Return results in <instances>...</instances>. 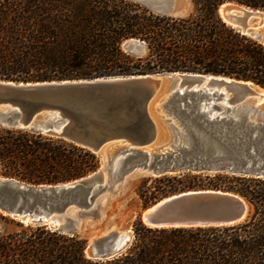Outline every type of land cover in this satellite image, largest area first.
I'll list each match as a JSON object with an SVG mask.
<instances>
[{
  "label": "trees",
  "instance_id": "1",
  "mask_svg": "<svg viewBox=\"0 0 264 264\" xmlns=\"http://www.w3.org/2000/svg\"><path fill=\"white\" fill-rule=\"evenodd\" d=\"M176 18L131 0H0V80L36 83L192 73L250 81L264 89V45L226 24V3L264 11V0H191ZM134 42L139 53L126 47ZM264 126L222 149L255 148ZM96 155L41 133L0 126V179L29 187L57 186L95 173ZM147 207L188 191H221L243 198L247 219L231 227L149 228L140 219L122 253L87 257V243L40 224H21L0 202V264H264V179L232 174L163 176ZM199 189V190H198ZM201 189V190H200ZM5 204L2 202V205ZM59 202H45L51 208ZM24 203L21 210H29Z\"/></svg>",
  "mask_w": 264,
  "mask_h": 264
},
{
  "label": "water",
  "instance_id": "2",
  "mask_svg": "<svg viewBox=\"0 0 264 264\" xmlns=\"http://www.w3.org/2000/svg\"><path fill=\"white\" fill-rule=\"evenodd\" d=\"M136 1L174 14L162 0ZM219 15L264 45V11L226 3ZM126 48L140 52L134 42ZM263 93L250 81L192 73L36 83L0 80V126L64 140L103 155L107 167V174L98 171L57 186L29 187L0 179L1 208L21 224L45 225L73 235L80 230L82 215L94 211L97 191L112 182L123 183L128 176L159 178L191 172L264 179V143L258 152L238 147L225 154L222 149L223 143L246 133L256 135L264 126V110H259ZM226 95L229 99L223 105ZM214 110L217 114L212 117ZM168 131L171 151L159 152L166 145L160 139ZM46 201L61 204L51 208ZM24 203L31 209L21 210ZM248 214L249 205L240 196L205 190L164 198L146 208L140 219L149 228H219L241 224ZM130 240L109 231L92 239L85 253L90 259H108L122 253Z\"/></svg>",
  "mask_w": 264,
  "mask_h": 264
},
{
  "label": "rangeland",
  "instance_id": "3",
  "mask_svg": "<svg viewBox=\"0 0 264 264\" xmlns=\"http://www.w3.org/2000/svg\"><path fill=\"white\" fill-rule=\"evenodd\" d=\"M131 1L138 2L154 12L170 16L168 14L161 13L155 8L148 6L142 2L136 0ZM162 3V5L166 9H169L172 13H174V16L172 15L171 17H187L194 10V5L192 4L191 0H162ZM247 102L252 105L254 104V101L252 100H248ZM259 110H264L263 102L260 104ZM258 120L259 119H257L256 121ZM171 139L172 134L170 133V131H168L163 133L160 140L164 144H168ZM169 146L164 147V149L162 150L164 152L171 151V149H169ZM159 152L162 151L160 150ZM96 156L99 160V168L96 172L101 171L107 174L105 158L103 157V155ZM157 161L158 159H156V162ZM184 174L203 176L215 175L214 173L197 174L191 172H183L180 174L165 176L174 177ZM159 178H155L152 176H128L123 183L115 184L112 182L107 188L98 190L94 201V211L82 215L80 220V230L74 232L73 234L79 235L82 239H84L87 243V246L90 245L92 239L102 237L109 231H116L122 234H127L132 240V226L137 219H140L141 213L156 202L171 196L169 195L167 197L161 198L147 207L143 206V202L140 199V194L145 193L146 191H155L156 187L158 186L156 181ZM75 213L76 211L72 212V214Z\"/></svg>",
  "mask_w": 264,
  "mask_h": 264
},
{
  "label": "bare ground",
  "instance_id": "4",
  "mask_svg": "<svg viewBox=\"0 0 264 264\" xmlns=\"http://www.w3.org/2000/svg\"><path fill=\"white\" fill-rule=\"evenodd\" d=\"M221 12H223V9L221 10ZM263 94H264V93H263ZM227 99H229V96L226 95L225 100L222 102L223 105H226V100H227ZM262 102H264V101H261V103H262ZM208 109H209V108H208ZM215 114H217V111L214 110V111L212 112L211 116L213 117ZM166 146H169V145H168V144L164 145L162 149H164V147H166ZM155 149H157V148H153L152 150H155ZM162 149H160V150H161L162 152H164ZM169 149H171V148L169 147ZM152 150H149L148 153L151 154ZM160 150H158V151H160ZM156 151H157V150H156ZM166 152H168V151H166ZM169 152H170V151H169ZM99 172H101V171H99ZM106 181H107V180L105 179V182H106ZM196 191H197V190H196ZM125 235H127V234H125ZM127 236H128V235H127ZM128 237H129V236H128Z\"/></svg>",
  "mask_w": 264,
  "mask_h": 264
}]
</instances>
